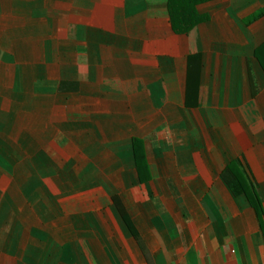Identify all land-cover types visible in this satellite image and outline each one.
Returning <instances> with one entry per match:
<instances>
[{"label":"crops","instance_id":"obj_1","mask_svg":"<svg viewBox=\"0 0 264 264\" xmlns=\"http://www.w3.org/2000/svg\"><path fill=\"white\" fill-rule=\"evenodd\" d=\"M174 1L0 0V264H264V0Z\"/></svg>","mask_w":264,"mask_h":264},{"label":"trees","instance_id":"obj_2","mask_svg":"<svg viewBox=\"0 0 264 264\" xmlns=\"http://www.w3.org/2000/svg\"><path fill=\"white\" fill-rule=\"evenodd\" d=\"M172 2H170V14H171V17H172V19H173V17L175 16V14L174 13H176V12H174L173 13V7H174V5H175V1L174 0H171ZM205 1H208V0H190V4L192 5V6H194V5H197V4H199V3H201V2H205ZM178 12V11H177ZM181 20V19H180ZM181 22V21H180ZM187 29V28H186ZM186 29H184L183 30V32H185L186 31ZM229 169H230V171H232L233 170V168H232V165H230V167H228ZM233 172V171H232ZM236 179V181L238 182V184H239V187H240V189L242 190V191H244L243 190V187H242V185H241V182L239 181V178H235Z\"/></svg>","mask_w":264,"mask_h":264}]
</instances>
